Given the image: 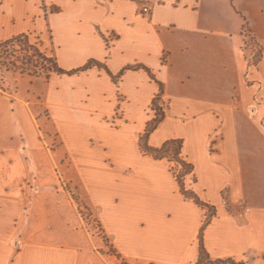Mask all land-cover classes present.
Returning <instances> with one entry per match:
<instances>
[{
    "label": "crops",
    "instance_id": "1",
    "mask_svg": "<svg viewBox=\"0 0 264 264\" xmlns=\"http://www.w3.org/2000/svg\"><path fill=\"white\" fill-rule=\"evenodd\" d=\"M20 36L62 73L0 93V264H103L71 188L127 264H195L201 228L210 259L264 264V0H0ZM153 99L147 145L181 141L199 203L139 150Z\"/></svg>",
    "mask_w": 264,
    "mask_h": 264
},
{
    "label": "rangeland",
    "instance_id": "2",
    "mask_svg": "<svg viewBox=\"0 0 264 264\" xmlns=\"http://www.w3.org/2000/svg\"><path fill=\"white\" fill-rule=\"evenodd\" d=\"M246 32L247 30L245 29L244 33ZM244 36L246 39L243 40L244 43L242 42L243 44L241 45L242 55H244L245 60L258 61V52L252 49V40L249 34H244ZM23 41L24 38L18 37L16 41L0 49V93H5L12 97H18L20 94L19 90L24 89L23 86L26 84L24 83L25 81L33 83L40 80L44 82L47 77L52 75V73L48 71L50 67L48 62L34 56ZM21 69L25 71L22 72ZM28 87L30 86L26 84V88ZM31 89L36 90L35 87H31ZM31 98L34 100L35 97ZM33 106L36 107V105ZM36 111L37 112L34 114H36L37 117L43 115L39 108H37ZM42 132H44V129H42ZM18 141L22 142L21 137H18ZM69 191L71 196L75 198L74 202L78 204V213L82 220H84L86 230L95 238L98 245H102V249L100 250L103 255L102 263L127 264L118 257L109 240L102 235L96 215L85 205L86 201L84 197L75 193L74 188L69 189ZM44 220L45 224H47V229H50L53 223H51L48 218H44Z\"/></svg>",
    "mask_w": 264,
    "mask_h": 264
},
{
    "label": "trees",
    "instance_id": "3",
    "mask_svg": "<svg viewBox=\"0 0 264 264\" xmlns=\"http://www.w3.org/2000/svg\"><path fill=\"white\" fill-rule=\"evenodd\" d=\"M21 37V36H20ZM18 37H14L12 39H9L7 41L0 43V49L10 43H13L17 40ZM24 38L23 43L27 45V47L30 49V51L33 53L34 56L45 60L50 65L48 71L51 73H62V71L57 67V64L55 60L51 57H46L44 53H41L35 45H32L29 43L26 37ZM21 71H25L24 69H21ZM156 99H153L152 106H154L155 116L154 118L147 124L144 133L141 135L138 141V147L142 154L149 155L155 160H161L165 159L168 163H170L169 170L172 173V167L171 164L175 163L177 166L180 167V172L177 174V177H175V180L179 186L180 192L188 198L194 199L197 203V198L192 195L191 193H187L183 189L182 184V178L185 173L190 171L191 166L187 164L185 161H183L180 157V149H181V141L180 140H168L164 142L160 147L158 148H151L147 145V138L148 135L155 129L156 125L160 122V120L163 118V113L160 109L156 108L155 106ZM173 174V173H172ZM74 198V196H73ZM75 201V198H74ZM205 225V223H204ZM202 228L200 229L199 235H198V257L195 264H242L239 262H235L232 259H216L212 260L208 256L207 252L205 251L203 244H202Z\"/></svg>",
    "mask_w": 264,
    "mask_h": 264
},
{
    "label": "built area",
    "instance_id": "4",
    "mask_svg": "<svg viewBox=\"0 0 264 264\" xmlns=\"http://www.w3.org/2000/svg\"><path fill=\"white\" fill-rule=\"evenodd\" d=\"M147 11H148L147 8H145V7L142 8V12H143V13H145V12H147ZM112 41H113L112 35H110V34H106V35L104 36V38H103V42H104V48H105V50H108V48L110 47V44H111ZM22 148H23V145L20 144V145L18 146V152H19V153H22ZM23 149H24V148H23ZM171 167H172V170H171V171H172L173 176H174V178H175V177H177V174L180 172V167L177 166L175 163H172V164H171ZM238 206H241V203H238ZM244 211L247 212V211H248V208H244Z\"/></svg>",
    "mask_w": 264,
    "mask_h": 264
}]
</instances>
